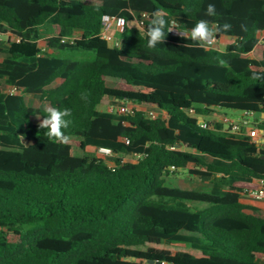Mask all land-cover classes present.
Listing matches in <instances>:
<instances>
[{
	"label": "trees",
	"instance_id": "1",
	"mask_svg": "<svg viewBox=\"0 0 264 264\" xmlns=\"http://www.w3.org/2000/svg\"><path fill=\"white\" fill-rule=\"evenodd\" d=\"M154 12L188 31L207 20L231 42L205 49L166 28L164 43L148 48ZM143 14L142 26H129ZM105 16L124 21L121 48L101 39ZM0 34L9 35L0 60V264H264V215L241 199L255 188L247 181L264 179V146L196 118L239 111L264 131V0H0ZM26 95L71 110L68 143L38 127L47 108L28 106ZM106 99L131 110L102 112ZM90 146L137 160L109 166ZM179 171L234 184L222 194L183 189Z\"/></svg>",
	"mask_w": 264,
	"mask_h": 264
},
{
	"label": "rangeland",
	"instance_id": "2",
	"mask_svg": "<svg viewBox=\"0 0 264 264\" xmlns=\"http://www.w3.org/2000/svg\"><path fill=\"white\" fill-rule=\"evenodd\" d=\"M131 26H138L137 22L135 21L133 24L129 25ZM115 31V36L117 38L122 39L124 37V27H118ZM43 36H47L50 34L47 30H43L42 32ZM74 36L76 38L80 37L79 32H75ZM8 39L9 35L8 34H0V60L4 59L7 57V54L5 53L7 48H8ZM231 42L230 39L228 38H222L221 41L218 42L217 44V49L218 50H224L227 44ZM1 81V79H0ZM108 84L112 87H124L122 83L114 81V80H107ZM11 87H9L6 92L10 93ZM25 101L28 106L33 107V108H47L48 105L47 103L43 102L38 96H33V95H26L25 96ZM100 111L102 112H108V113H115V112H124V105L122 103L116 102L114 100L106 99L103 101V104L100 106ZM224 116L233 119V120H240L242 117V112L239 111H231V110H224L222 113L216 116V118H211V117H206V121H214L216 120L218 125H220V119L223 118ZM257 116H250L248 119L251 122V129H257V127L254 124V120L257 119ZM226 128V126L220 125V128ZM259 130V129H258ZM262 131V130H259ZM75 144V143H72ZM87 154L89 156H97L96 148L94 147H89L87 148ZM122 159L123 161H132L135 162L137 158L133 156H125L121 157L119 155H114V157L107 159V164L109 166H114V163L116 160ZM210 160V159H207ZM176 183L183 189H188V190H195V191H202V190H209L213 193L216 194H222L225 193L227 188L234 184L233 181H226L225 179H222L220 177L216 178H198V177H192L188 174L187 171H179L175 177ZM193 209H200L203 208L204 205L200 203H191L189 205ZM185 235L191 236L192 234L183 232Z\"/></svg>",
	"mask_w": 264,
	"mask_h": 264
},
{
	"label": "built area",
	"instance_id": "3",
	"mask_svg": "<svg viewBox=\"0 0 264 264\" xmlns=\"http://www.w3.org/2000/svg\"><path fill=\"white\" fill-rule=\"evenodd\" d=\"M148 20V16L143 14L141 15L140 20H136L138 26H142L144 21ZM124 21L121 19L113 18L105 16L102 21V29L100 33V37L104 40L110 47L112 48H121L123 42L115 36V31L118 27H124ZM175 29L170 32V34L174 37H182V38H190V32L188 30H183L179 27V25L175 22ZM172 26V23L170 27ZM216 27V26H213ZM178 32L186 33V37H183ZM77 39L74 35L71 37H67L62 39L63 43H72ZM230 39V38H228ZM222 38L217 37V32L214 33V39L211 46L205 45L202 46L205 49H217V44L221 41ZM17 89L15 87H11L10 93H17ZM123 104V103H122ZM124 112L130 111L131 107L124 105ZM156 113L154 111H149L148 116L155 117ZM249 115L247 113H243L240 120H233L226 116L220 119V125L226 126V128L218 127V123L216 120L214 121H206L203 117L198 116V125L200 128L205 130H219L222 132H229L231 134H243L251 137L259 146H264V131H259L258 129H251V122L248 119ZM214 118V117H213ZM216 118V116H215ZM128 143V142H127ZM96 152L99 156H101L105 161L107 159L114 157V153L109 148H96ZM171 171H175L176 168L173 166L170 168ZM257 186L247 192V195L250 196L254 201L260 202L264 206V179H255ZM261 261L264 263V253L262 255Z\"/></svg>",
	"mask_w": 264,
	"mask_h": 264
},
{
	"label": "clouds",
	"instance_id": "4",
	"mask_svg": "<svg viewBox=\"0 0 264 264\" xmlns=\"http://www.w3.org/2000/svg\"><path fill=\"white\" fill-rule=\"evenodd\" d=\"M215 14V5L210 3L206 9V15L212 16ZM175 27V22H172V26L169 27L168 21L165 19L164 15L160 12H154L147 28V47L154 48L158 43H164L167 34L172 32ZM230 27L231 25L226 23L223 25V30H228ZM166 28L167 34L165 32ZM217 31H220V29L210 26L207 20L202 19L191 29L190 38L192 41L197 42L199 46H211L214 33ZM178 33L183 37L187 35L184 32ZM46 112L48 113L47 116L40 120L38 127L40 129H47L46 135L49 139L59 143H68L69 136H67L63 130L67 129L71 124V120L65 119V117L71 116V110L67 108L61 110L56 107H49L46 109ZM37 118L39 119V117Z\"/></svg>",
	"mask_w": 264,
	"mask_h": 264
},
{
	"label": "crops",
	"instance_id": "5",
	"mask_svg": "<svg viewBox=\"0 0 264 264\" xmlns=\"http://www.w3.org/2000/svg\"><path fill=\"white\" fill-rule=\"evenodd\" d=\"M45 30H47L48 32H51L50 28H46ZM262 118H264V115H262ZM260 132H261V131H260ZM90 147H92V146H90ZM88 148H89V147H88ZM94 148H95V147H94ZM207 161H208V162H212V160H207ZM226 181H231V180L226 179ZM255 181H256V180L253 179V180L247 181L246 183L253 184V185L256 187L257 184H256ZM241 199H242V202L257 207V208L261 211V213L264 215V206H263L260 202H256V201H254V200H253L252 198H250V196H248L247 194L242 195Z\"/></svg>",
	"mask_w": 264,
	"mask_h": 264
},
{
	"label": "water",
	"instance_id": "6",
	"mask_svg": "<svg viewBox=\"0 0 264 264\" xmlns=\"http://www.w3.org/2000/svg\"><path fill=\"white\" fill-rule=\"evenodd\" d=\"M150 263H153L152 261H150ZM157 264H161L160 262H158Z\"/></svg>",
	"mask_w": 264,
	"mask_h": 264
}]
</instances>
